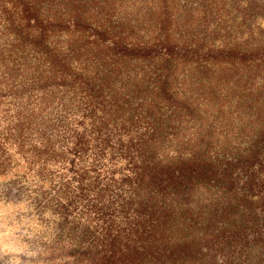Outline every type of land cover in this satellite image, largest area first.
<instances>
[{
    "label": "rangeland",
    "instance_id": "rangeland-1",
    "mask_svg": "<svg viewBox=\"0 0 264 264\" xmlns=\"http://www.w3.org/2000/svg\"><path fill=\"white\" fill-rule=\"evenodd\" d=\"M110 1L112 17L124 21L119 34L127 40L152 34L146 8L158 0ZM168 4L181 15L182 30L202 39L207 64L198 61L193 86L187 69L176 67L173 88L182 86L180 98L191 88L195 110L181 112L157 157L181 160L207 145L241 152L261 136L250 166L261 182L250 190L242 234L213 249L206 264H264V0ZM70 8L69 0H0V264H103L109 243L126 240L144 201L135 178L150 131L148 103L138 98L148 91L136 86L143 69L137 57L117 62L112 72L98 66L119 51L111 53L103 40L80 45ZM224 44L246 52L211 58L209 45ZM93 49L98 55L90 65ZM210 65L215 72H202ZM98 71L109 85L99 82ZM217 76L229 87H216L215 98L206 84ZM246 176L239 172L238 186Z\"/></svg>",
    "mask_w": 264,
    "mask_h": 264
},
{
    "label": "trees",
    "instance_id": "trees-1",
    "mask_svg": "<svg viewBox=\"0 0 264 264\" xmlns=\"http://www.w3.org/2000/svg\"><path fill=\"white\" fill-rule=\"evenodd\" d=\"M69 1L73 7L70 8L71 25L79 32L80 45H101L100 40H103L111 53L119 51L120 57L108 55L110 63L98 66L112 72L117 62L137 57L135 63L143 72L136 86L140 92L148 91L138 96L148 103L150 131L143 140L148 142V154L142 155V162L135 171L136 186L143 189V193L140 190L144 201H138L137 219L128 230L126 240L109 243L113 245L109 255L103 257V264H206L213 249L229 244L234 236L242 234L245 212L251 213L250 190L261 182V175L250 166L259 155L262 137L241 152L227 145L212 150L206 144L210 149L200 147L181 160L159 159L162 143L168 135L172 137L176 133L181 112L195 110L194 101L186 94L192 89H184L185 96L180 98L176 92H180L182 86L173 88V80L178 75L176 67L181 65L187 69L186 82L188 80L190 86L196 82L199 62L200 66L207 64L202 41H199L202 39L195 38L194 29L182 30L185 24L181 23V15L173 13L168 0H158L157 6L148 5L146 10L153 15L145 23L152 34L137 35L133 40L118 33L124 21L112 17L114 9L110 0ZM85 30L91 33L86 34ZM207 51L211 58L218 59L229 58L231 53L239 55L245 50L239 45L227 47L224 44L219 48L209 45ZM97 55V50L93 49L87 58L90 65ZM150 56L152 85L148 89L146 61ZM209 71L215 72L216 68L210 65L202 69L205 73ZM95 76L102 84H110L99 71ZM226 84L219 76L209 79L208 93L216 98L213 94L216 87L226 92L225 87H229ZM240 171L247 172V176L238 186L236 179Z\"/></svg>",
    "mask_w": 264,
    "mask_h": 264
}]
</instances>
